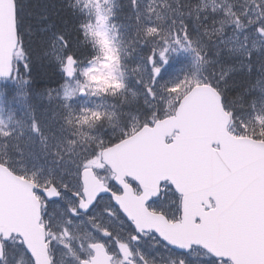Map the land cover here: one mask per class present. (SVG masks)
<instances>
[{
	"label": "snow or ice",
	"instance_id": "1",
	"mask_svg": "<svg viewBox=\"0 0 264 264\" xmlns=\"http://www.w3.org/2000/svg\"><path fill=\"white\" fill-rule=\"evenodd\" d=\"M0 264H264V0H0Z\"/></svg>",
	"mask_w": 264,
	"mask_h": 264
}]
</instances>
